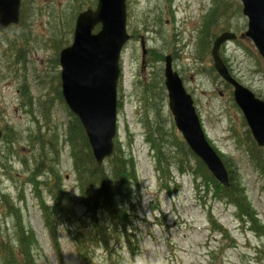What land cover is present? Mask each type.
<instances>
[{"label": "rangeland", "instance_id": "rangeland-1", "mask_svg": "<svg viewBox=\"0 0 264 264\" xmlns=\"http://www.w3.org/2000/svg\"><path fill=\"white\" fill-rule=\"evenodd\" d=\"M97 1L23 0L21 23L0 33V264L24 258L32 264H264V171L253 157L255 148L264 157V147L233 92L210 76L213 34L229 28L241 35L248 27L237 0H127L132 38L121 58L116 143L136 164L129 223L109 250L80 245L89 213L66 139L74 118L61 96L60 52L73 41L78 14ZM142 36L150 52L144 69ZM239 40L222 55L264 98V59L250 40ZM168 54L194 96L209 142L236 175L240 204L208 188L207 167L193 163L191 171L190 147L177 145L184 138L159 59ZM149 122L172 162L167 168L158 165ZM62 201L68 209L54 210ZM56 253L57 262L50 261Z\"/></svg>", "mask_w": 264, "mask_h": 264}, {"label": "water", "instance_id": "water-1", "mask_svg": "<svg viewBox=\"0 0 264 264\" xmlns=\"http://www.w3.org/2000/svg\"><path fill=\"white\" fill-rule=\"evenodd\" d=\"M249 19L245 35L256 44L264 57V0H241ZM21 0H0V27L20 19ZM101 25L98 32L96 27ZM233 33H224L214 44L215 66L221 76L235 87V98L243 109L255 139L264 145V101L233 78L220 56V47ZM127 0H98L96 9L89 7L79 14L72 44L61 51L62 93L83 124L94 157L102 165L114 150L118 130V82L120 57L129 40ZM144 47V45H143ZM144 47V55L146 54ZM166 86L169 106L179 130L194 152L207 164L213 175L228 185L227 169L208 142L194 100L174 71L171 56L166 58Z\"/></svg>", "mask_w": 264, "mask_h": 264}, {"label": "trees", "instance_id": "trees-1", "mask_svg": "<svg viewBox=\"0 0 264 264\" xmlns=\"http://www.w3.org/2000/svg\"><path fill=\"white\" fill-rule=\"evenodd\" d=\"M6 30L7 29L1 30L0 33H3ZM210 36H208V40ZM215 37L216 34H213L212 40ZM71 115L74 119L69 126V137L66 139L71 144V152L77 170L78 184L81 189L85 207H87L89 213V221L85 223L87 233L79 239V243L84 249L93 246L94 244L102 243L103 246L109 250V245L113 240L114 235L116 240H118L120 227L126 229V226L129 223V214L126 203L132 201L134 185L137 181L135 160L133 157L125 153V150H122V146L117 144L113 156L108 159L109 166H99L93 156L87 136L80 121L76 116L73 114ZM148 133L149 139L154 143V149L157 150L158 165L162 168L163 164L161 161H163L167 168L168 162L171 161L169 160V157H166L165 148L162 147L163 144L158 138V133H160L159 130L155 129L151 122L148 123ZM180 144H183L186 148L188 147L183 139L177 143V145ZM253 157L255 159L254 162L264 169V157L260 154V151L257 148H255L253 152ZM181 160L182 157L180 161ZM41 163H45V160H41ZM193 163H195V165L202 164V166L206 168L201 160L191 151V165L188 163L191 167V171L195 169ZM37 170L36 173H40L41 168H38ZM206 171V175L212 181L209 184L207 183V180H205L208 188H212L215 194L219 196L232 199V201L237 204L241 203L237 200L235 201L237 194H235L236 192L234 193V191L239 189V184L233 170L229 171L230 185L228 187H225L216 181L207 168ZM57 196L61 197L60 195ZM239 197L242 199L244 198V195L239 193ZM63 202L66 201H62L59 208L55 204L53 206L54 210H61L64 207H67L66 209H68V204H64ZM65 216H70L67 210H65ZM50 221L51 220L48 219L47 222L50 223ZM252 222L254 223L253 219ZM110 255L114 254L110 252ZM18 262L19 264H32L26 258L21 259ZM118 264L124 263L122 261Z\"/></svg>", "mask_w": 264, "mask_h": 264}, {"label": "clouds", "instance_id": "clouds-1", "mask_svg": "<svg viewBox=\"0 0 264 264\" xmlns=\"http://www.w3.org/2000/svg\"><path fill=\"white\" fill-rule=\"evenodd\" d=\"M75 195H78V194L76 193V191H75ZM49 259H50V261H51L52 259H55V261L57 262V253H56V254H53V256L50 257Z\"/></svg>", "mask_w": 264, "mask_h": 264}]
</instances>
